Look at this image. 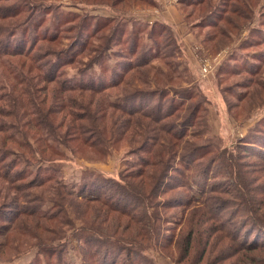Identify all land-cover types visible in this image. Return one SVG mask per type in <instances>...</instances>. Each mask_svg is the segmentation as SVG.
Segmentation results:
<instances>
[{"label":"rangeland","instance_id":"374dc122","mask_svg":"<svg viewBox=\"0 0 264 264\" xmlns=\"http://www.w3.org/2000/svg\"><path fill=\"white\" fill-rule=\"evenodd\" d=\"M91 81L100 93L64 90ZM97 99L103 109L90 118L84 105ZM132 107L151 118L138 127ZM103 122L111 144L74 149L69 124ZM157 123L163 130H151ZM167 129L193 154L171 146ZM161 157L171 166L150 197L101 190L106 205L85 213L57 195L121 183ZM202 199L220 207L223 253L232 254L239 240L229 238L241 235L253 201L264 202V0H0V264H99L108 249L106 261L129 264L125 248L106 245H138L150 226L157 244L129 254L140 264L197 263L203 228L216 223L189 213ZM242 254L264 264V250Z\"/></svg>","mask_w":264,"mask_h":264},{"label":"trees","instance_id":"16d2710c","mask_svg":"<svg viewBox=\"0 0 264 264\" xmlns=\"http://www.w3.org/2000/svg\"><path fill=\"white\" fill-rule=\"evenodd\" d=\"M201 2H199V4H201ZM7 16H10V15H7ZM51 40L54 41L56 40V38L52 37ZM143 64L146 65V63H143ZM78 85H79L78 87L64 86V90L65 88L68 87V89L70 90H73L76 88L79 91L90 90L96 93H100L102 91V85L99 83L92 84V81L89 83L79 82ZM138 93L139 92H137V96L139 95ZM134 94L136 93H130L127 96H124L122 99L125 100V98H128L129 96H133ZM99 99H97L96 101H92L89 104L84 105V108L88 110V114L90 115V118L92 114L100 115L101 110L103 109L102 108L103 102ZM126 108H131V107H126ZM122 110H126V109L124 108ZM126 111H127V114L130 116V118L131 117L133 118V116H135V120H130V121L135 122V125L137 124L138 127L140 126L138 122L140 121L141 117L148 118V119L151 118V116L148 115L147 112H144L140 108L132 107V109H127ZM92 117L98 118L95 116H92ZM156 122L157 121H152V123H156ZM89 124L90 125L88 126H84V124L83 125H80V124L73 125L72 124V127H69L71 126L69 124L67 129L70 131L72 130V128L74 129V131L72 130L74 135H70V137L72 138L70 141L75 142L74 149H77V150L79 149L80 151H84V149H88L96 153L100 150V148L102 149V147L106 146L107 144H111L113 139H112V134L110 132L112 131H110V128L108 127L109 123L107 122L89 123ZM151 126L153 127L151 130H154V131H160V129L163 130L164 128L163 127L164 125H159V124H158V127L155 124ZM165 132H166L165 136L166 135L170 136V137H166L168 138L167 141H169V138L173 139L171 146H176V147H179V149L187 150L188 142L181 141V136L179 137L175 136L176 131L167 129L165 130ZM86 134H92V137H88V135ZM66 143L67 142H65L64 144L68 146V144ZM114 143H116V141ZM165 145L166 144L164 143V146ZM42 146H43L42 149L44 150L51 149V151L53 152L51 145L45 144ZM193 152H194L193 149H190V151H188L189 154H193ZM152 156H155V155L152 154ZM168 157H167V160H168ZM43 158L46 159V157H43ZM44 159H41V161H44ZM45 162H48V161L45 160ZM168 166H171L170 163L166 161V159H163L162 157L154 161L143 160L139 168L135 169L134 171L127 172L126 173L127 175H123L124 177L120 178L121 183H118V184L113 183V185H110L109 183L108 184L102 183L103 181L102 182L98 181V183L89 181V182L79 185L82 189L81 191H78L79 194L76 193V195H74V194L68 193V191L65 192L64 189H62V187H59V191L57 192V195L59 196L60 191H61V193L64 195L63 198L65 196L74 198L75 200L74 205L76 206V208L82 207L85 213H87L88 210L90 209L94 210L95 209L94 206L97 203H100L101 205H106L105 199L101 198V195H100L101 193H104V194L106 192H109L110 194L119 193L120 195L129 196L130 198H133L134 195H137L138 197H140V200H141L142 197H144V195L147 197L148 196L150 197L151 195H153L152 193L154 189L159 184L158 180L165 174V169H168ZM237 170H240V169L237 168ZM4 178L8 179L10 177H8V175H5ZM7 179H6L7 182L8 181L11 182L10 179L9 180ZM51 179L52 178H48L45 181L40 180L39 183H36L34 181L35 183L33 186L34 187L42 186V185L44 186V183L48 182ZM84 189L86 191H84ZM101 190L102 192L100 194L95 195V192L101 191ZM199 191L200 190H198L197 193ZM141 194H143L142 197H141ZM67 201H70V200H67ZM197 202L200 203L201 206L199 207L197 206L196 208H193L189 213L191 215L196 216L197 219H199L202 215L207 214L208 219L206 220H214V222H216L215 225L211 223L210 227L203 228V232L207 233L206 240L203 241V245H202L204 249L203 253L206 251V253L204 254L206 258L204 257L201 258L200 261H198L197 263L198 264H201V263L203 264H222L226 258L235 254V255H238L237 264H247V262H250V264H256V261L253 260V257H250L249 261L245 262L244 255L242 253L248 252V251L255 252L259 250H264V202H260L259 199L253 201L255 204L252 205V208L248 209V212H246L248 214L246 215L244 219L240 221V226L241 228H243L241 235L237 237L238 235L236 233L235 235L231 236L232 238H229V240H233V241H235L236 238L239 240L238 247H236L237 249H235L234 252L230 255H228L227 251L223 253L224 249H226V246H224V244L221 245V242H223L222 240L227 239V235L223 231L225 227V223L220 221V218H221L219 216L220 207H217L216 203H214L213 201H209L207 199L198 200ZM213 208H217V210H214ZM196 221H197L196 224H198L199 223L198 220ZM201 223L203 222H200V224ZM149 225H152V224H149ZM150 227H152L153 232H155V227L153 226H150ZM150 227L149 229H144L143 232L142 231L140 232L139 230L137 231L138 236L141 237V242L138 245H136V239L132 237H127L126 239H121V241L125 244V247L117 239L113 240L112 242L110 241V244H107L106 246L108 248H115V249L120 248L122 250L125 248L126 258L130 260L129 264H140L141 261L138 259L137 255L132 256L129 254L133 248L139 247L142 249H146V247L157 244L158 240L156 238H154L153 240H150L151 239L150 233L152 232L150 231L151 230ZM188 234H190V232ZM213 234H215L214 238H211ZM251 235H253L254 240L249 239V236ZM189 238L186 239V247H185L188 252L191 249V245H189L191 242V238L190 239ZM195 238L196 240L198 239L196 236ZM195 238L193 239V246L199 247L201 244V240L197 243ZM152 241L154 242L151 243ZM218 244H220L221 249L216 253L217 256H214L213 258H211L210 253L215 251ZM109 251H110L109 249L106 251H103L104 255L101 261L100 259L98 260L99 264L100 263L101 264H109V263L115 264L116 258H112V256L109 261H106ZM197 263H193V264H197ZM149 264H155V263L149 262Z\"/></svg>","mask_w":264,"mask_h":264},{"label":"crops","instance_id":"0c3cea01","mask_svg":"<svg viewBox=\"0 0 264 264\" xmlns=\"http://www.w3.org/2000/svg\"><path fill=\"white\" fill-rule=\"evenodd\" d=\"M167 19H169V20H171V19H173V20H175L176 22H177V19H176V17L174 18V17H172V18H170V17H166ZM188 36V37H187ZM184 38H190V36H189V33H187V34H185V36L183 37V39Z\"/></svg>","mask_w":264,"mask_h":264},{"label":"built area","instance_id":"2783aa9c","mask_svg":"<svg viewBox=\"0 0 264 264\" xmlns=\"http://www.w3.org/2000/svg\"><path fill=\"white\" fill-rule=\"evenodd\" d=\"M204 71V69H202Z\"/></svg>","mask_w":264,"mask_h":264}]
</instances>
